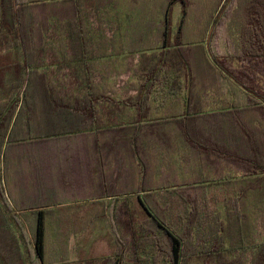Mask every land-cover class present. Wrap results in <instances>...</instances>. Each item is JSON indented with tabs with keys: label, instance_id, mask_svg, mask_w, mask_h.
<instances>
[{
	"label": "crops",
	"instance_id": "obj_1",
	"mask_svg": "<svg viewBox=\"0 0 264 264\" xmlns=\"http://www.w3.org/2000/svg\"><path fill=\"white\" fill-rule=\"evenodd\" d=\"M68 1L18 7L28 62L24 78H29L27 88L32 91L24 102L20 100L21 123L14 136L19 142L13 146L36 143L37 160L22 164L31 182L40 183L42 176L45 184L68 186L62 188L75 198L66 205L30 206L24 192L7 194L6 201L22 225L30 224L35 231V215L42 210L46 232L49 216L68 217L67 223L51 222L57 232L100 233L97 226L105 225L111 240L112 218L125 209L120 200L149 198L176 225H186L184 217L195 203L198 224L205 232L236 233L242 210L251 215V203L261 202L256 231L264 241V173L254 174L251 166L237 161L239 156L264 167V118L253 106L256 100L225 77L190 81L189 60L183 58L194 55L174 40L169 43L171 21L164 14L154 15L156 0ZM211 24L197 52L204 64L195 70L215 76L221 73L209 57ZM179 32L174 27L173 33ZM225 52L218 49L220 55ZM238 115L252 129L250 135L244 136L232 124ZM35 129L36 134L30 132ZM54 150L71 156L62 164L43 159L42 154ZM125 152L130 153L128 164ZM109 185L114 189L109 191ZM118 185L131 188L118 195ZM92 187L97 188L96 197L81 194ZM94 203L101 209L93 210L89 205ZM64 208L69 212L51 214ZM21 215L34 219L27 222ZM247 223L240 220V230L246 231ZM236 255V251L233 257L221 254L219 263L235 261Z\"/></svg>",
	"mask_w": 264,
	"mask_h": 264
},
{
	"label": "trees",
	"instance_id": "obj_2",
	"mask_svg": "<svg viewBox=\"0 0 264 264\" xmlns=\"http://www.w3.org/2000/svg\"><path fill=\"white\" fill-rule=\"evenodd\" d=\"M36 3L33 0H0V264L66 262H51L46 258L42 210L36 212L34 236L29 239L18 214L6 201L7 190L1 171L6 148L19 142L13 135L15 127L21 123L20 100L24 102L32 91L27 88L29 78L23 77L28 62L20 46L23 26L18 7ZM173 3H179L181 7L180 28L186 17L187 4L183 0H169L164 13L166 19ZM164 34L167 35V28ZM207 44L212 65L256 100L253 106L264 118V0H224L212 20ZM220 48L226 50L225 55L218 53ZM23 84L25 88L21 87ZM237 161L251 166L254 174L264 173V167L259 162L256 164V160L252 162L238 156ZM136 201L138 205L132 207L128 200L124 212L112 218L113 253L79 263L191 264L199 260L202 264H264V241L259 240L260 234L256 231V224L261 220V202L251 203V215L242 210L236 233H209L198 224L194 202L192 210L184 217L186 225L179 226L172 218L167 219L163 210L157 215L149 212L145 200ZM141 211L143 217L139 218L137 214ZM240 220L248 221L246 231L240 230ZM234 251L237 252L235 261L219 263L221 254L233 257Z\"/></svg>",
	"mask_w": 264,
	"mask_h": 264
},
{
	"label": "rangeland",
	"instance_id": "obj_3",
	"mask_svg": "<svg viewBox=\"0 0 264 264\" xmlns=\"http://www.w3.org/2000/svg\"><path fill=\"white\" fill-rule=\"evenodd\" d=\"M33 1H36L37 2L36 4H69L68 0H33ZM124 1L110 0V4H123ZM184 1L187 4L186 17L184 22L181 24V27L179 28L180 32L178 36L173 33V30L174 27H176V29L178 28L179 26L178 24L181 19V7L179 3H175V4L173 3V5L170 7L168 11V16L171 21L170 33H172L170 34L169 37L170 38L169 43H171L174 40V43L178 42L180 44L181 46L180 49H182L185 53H187L188 50H189L188 52L193 53L194 57H188V59L183 58L187 62L189 60L188 65H189L190 81H196L201 79L202 77L203 79H208V80H214V79L216 81L225 80L223 79L224 77L221 74L213 76L211 71H206L204 69L203 71L195 70V68L201 67L204 64L199 54H197V52L199 53L200 50H202V47L204 46L205 43L206 29L209 28V24L211 23L214 16L218 13L222 3L219 4L218 0H184ZM154 4H156L153 10L154 15L160 16L161 14L165 13L166 4H168V0H156ZM20 46L21 48H23L22 42ZM23 77H25V75H23ZM236 97L240 99L239 95H237ZM235 117H234L235 122H232V124L236 125L239 131L244 132L243 133L244 136L245 134L250 135L252 129L249 128L248 123H245L237 119L239 115ZM33 125L34 124H32V127H35ZM36 131L37 130L35 129V130H31L30 132L35 133ZM250 138L251 137H249L248 139L250 140ZM252 141L253 142L256 141L255 135L253 136ZM45 153L46 154H42L44 160L49 162L60 161L61 164L65 163V160H67L66 158L69 159V157L71 156V154L69 156L68 152H64L60 150H54ZM129 154L130 153L128 152H125V154H123L124 155L123 159H125V162L127 164L128 161H130ZM37 156L38 153L36 150V143H25L18 147L16 145L14 146L9 145L6 148L4 161H1V171L3 175L2 177L5 182L7 194L21 195L22 192H24L27 195L25 196L26 199L25 202L27 203V205L30 206H34L38 204L66 205V203H69V201L75 199L71 197L68 191H65L68 188V186H62L65 187L66 188L65 189L62 187L59 188L45 184L44 181H46L47 179L43 178L42 176L40 183H38V180H36L35 182L34 181L31 182L32 177L28 174V170L22 168L23 166L22 164L28 162L29 160H34V159L37 160ZM98 181L100 182V180ZM16 183L17 184L19 183V186H16L17 185ZM29 183L31 186L29 185ZM109 186H110L109 191L111 189L112 190L114 189L113 185H109ZM122 188L123 186L118 185L116 187L115 193H118L119 195L124 190L129 191L131 187L129 185L128 186L125 185L124 190ZM81 194L84 197L89 198V197H96L98 192L96 187H94V189L92 187V191L88 190V192L85 193L84 190H82ZM120 201L123 204L128 203V200L126 199L124 200L121 199ZM131 202L137 204L135 198L134 201L132 198ZM103 203L105 206L107 205L110 206L113 204L112 202H103ZM145 203L144 204L146 205L147 209L149 208L150 210L155 211L157 215H160L159 214L160 208L158 205H155V202H153L148 198ZM89 206H92L93 210H100L102 205L100 203H94ZM58 212L66 214L69 211L67 208H64V209L52 211L51 214H56ZM142 217L143 215L141 214L139 218ZM21 218L23 220L28 219L27 222L29 220L34 219L33 217H26L24 215H21ZM48 220H50V225L46 232V238H45L46 258L48 261L50 260L51 262H57V263L61 261L62 262L66 261L64 264H77V262H83L86 259L97 257L102 254H110L113 251L112 243L110 237H108L109 234L106 232L105 225L102 228L99 225L97 226V229L100 231V233L88 232V233L72 234L65 231L59 233L56 231L58 227L54 225L55 223H51V222L61 220L67 223L69 218L49 216ZM97 220L100 221V218H97ZM25 229L29 239L32 240L34 236V228L31 227L30 224H28ZM63 229L67 230L68 226H64ZM87 229L91 231V227L87 226ZM91 237L94 238V241L91 239ZM194 264L197 263L195 262Z\"/></svg>",
	"mask_w": 264,
	"mask_h": 264
}]
</instances>
